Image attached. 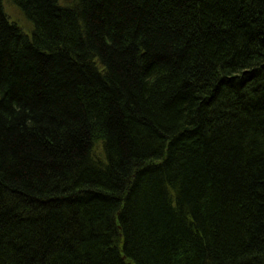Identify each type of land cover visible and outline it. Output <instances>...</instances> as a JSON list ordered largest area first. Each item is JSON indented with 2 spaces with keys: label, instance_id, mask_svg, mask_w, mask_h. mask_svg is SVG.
<instances>
[{
  "label": "trees",
  "instance_id": "obj_1",
  "mask_svg": "<svg viewBox=\"0 0 264 264\" xmlns=\"http://www.w3.org/2000/svg\"><path fill=\"white\" fill-rule=\"evenodd\" d=\"M0 0V264H264V0Z\"/></svg>",
  "mask_w": 264,
  "mask_h": 264
},
{
  "label": "rangeland",
  "instance_id": "obj_2",
  "mask_svg": "<svg viewBox=\"0 0 264 264\" xmlns=\"http://www.w3.org/2000/svg\"><path fill=\"white\" fill-rule=\"evenodd\" d=\"M5 10L11 21L18 23L26 33L30 32V23L26 21L20 10L13 6L8 0H5Z\"/></svg>",
  "mask_w": 264,
  "mask_h": 264
}]
</instances>
